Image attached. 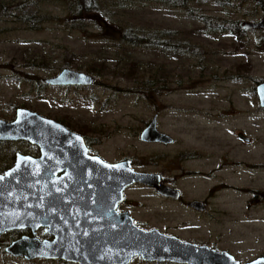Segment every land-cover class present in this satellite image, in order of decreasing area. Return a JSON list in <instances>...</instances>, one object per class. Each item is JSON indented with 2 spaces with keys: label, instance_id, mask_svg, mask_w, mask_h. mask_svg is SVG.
<instances>
[{
  "label": "rangeland",
  "instance_id": "obj_1",
  "mask_svg": "<svg viewBox=\"0 0 264 264\" xmlns=\"http://www.w3.org/2000/svg\"><path fill=\"white\" fill-rule=\"evenodd\" d=\"M4 1L15 12H20L14 9L19 4L29 5V11L41 20L32 29L18 22V15L23 14L0 18L1 119L11 122L18 108L31 110L87 140H101L92 149L105 161L129 158L143 169L151 163L148 158L158 162L157 170L168 167L177 154L190 152L199 153V159L184 164L185 169L211 172L232 162L245 164L215 171L212 179H183L179 186L187 199L201 200L221 182L264 190V108L255 92L257 84L264 82V48L260 45L264 30L248 31L241 46L228 31H209L210 27L186 12L238 21L242 26L262 19L263 8L250 0L241 4L191 0L185 9L151 4L113 11L115 20L159 32L163 41L178 44L184 53L200 52V57H171L152 49L116 46L107 40L112 35L99 31L94 21L84 30L73 29L63 0ZM63 69L88 73L96 83L89 87L43 83ZM24 76L36 77L44 87L29 83ZM157 113L158 129L173 139L171 145L139 140ZM238 134L249 141L240 140ZM12 149L25 153L29 147L0 145V167L12 164ZM247 164L263 167L249 169ZM125 196L141 204L135 219L149 227L218 249L228 247L229 239L238 241L245 260L264 254V204L247 210L248 195L222 191L210 203L207 213L211 216L195 214L143 188L128 190ZM0 264L38 263L0 253ZM131 264L168 263L135 258Z\"/></svg>",
  "mask_w": 264,
  "mask_h": 264
},
{
  "label": "water",
  "instance_id": "obj_2",
  "mask_svg": "<svg viewBox=\"0 0 264 264\" xmlns=\"http://www.w3.org/2000/svg\"><path fill=\"white\" fill-rule=\"evenodd\" d=\"M243 30H264V17L244 22ZM94 77L85 72L63 69L44 79L52 87H89ZM260 108H264V82L255 88ZM244 142L249 139L238 134ZM143 143L171 144L173 139L157 129L154 117L141 131ZM26 141L39 148L35 159L17 156L16 164L0 174V237L14 230L29 229L33 237H22L7 252L27 261L63 260L77 264H129L135 257L148 263L240 264L226 252L207 245L146 230L132 218L113 222L99 211L115 209L124 191L141 184L158 194L178 199L177 190L159 183V176L134 171L130 161L108 163L88 155L83 138L61 123L18 108L16 119L0 118V142ZM59 173H63L58 176ZM188 206L204 209L201 201ZM44 228L52 241H40L35 231ZM246 264H264V258Z\"/></svg>",
  "mask_w": 264,
  "mask_h": 264
},
{
  "label": "flooded vegetation",
  "instance_id": "obj_3",
  "mask_svg": "<svg viewBox=\"0 0 264 264\" xmlns=\"http://www.w3.org/2000/svg\"><path fill=\"white\" fill-rule=\"evenodd\" d=\"M154 117H156L157 129H158L159 113L154 114L153 118ZM15 119H16V115H15V118L13 120H15ZM150 121H149V123H150ZM160 132H162V131H160ZM79 136H81V135H79ZM81 137L83 138L84 144H85L86 148L88 149V155L99 157L100 159L104 160L97 152H93V149H92V147L94 145L95 146L100 145L101 140H98V141L97 140H87L86 137L85 138L83 136H81ZM5 144H11V145L25 144L26 146L29 147V150L27 152L23 153V152H19L17 149H14V150L12 149L13 150L12 151V154H13L12 164L0 167V174H5L9 169H11L15 166L18 155H22L25 157H31V158H35V159L40 157L39 148L35 145H32V144L26 142V141H14V142L4 141V142H0V145H5ZM152 144H160V143H152ZM171 144H168V145H171ZM160 145H165V144H160ZM165 146H167V145H165ZM199 155L200 154L197 152L177 154L174 158H171V161H170V164L168 167H165L164 169L159 168L157 170H154V169L157 167L158 162L155 161L153 158H148L151 161V163H148L146 166H144V169L140 166H137L135 161L132 159H129V158H125L121 161H115V162L106 161L108 163H119V162H123V161H130V167L134 171L158 175L159 176V183L161 185L175 189V190H177V192L179 194H176V195H178V199H172V198L164 197V196L158 194L157 191L153 188H150V187H147V186H144L141 184H135V185L128 187L124 191L123 201L116 205L114 211L113 210H107V211L103 212L100 210L99 213L105 214L106 218L111 217L113 219V222H118L119 220L123 219V216H128V217L132 218L134 223L142 229H146V230L158 229L155 227H149L144 222L136 221L135 211L137 209L141 208V206H140L141 204H139L137 201L125 196V192L128 190H132L133 188L146 189V190L150 191L154 196H156L159 199H162L165 201L175 202V203L179 204L180 206H182L183 208H185L186 210H189L195 214H200V215H204L205 213H207V210H208L212 200H214L222 191L232 193L233 195H236V196L248 195L249 200H248V205L246 207L247 210H250L253 207L259 208L264 204V190L256 188L255 186L245 187V186L233 184L230 182L229 183L228 182H221V183L215 184L214 187H212L206 193L205 197L201 200L200 199H187L184 191L179 186L183 179L190 178V177H204V178L212 179L215 176V171H220V170L224 169L225 167L237 168V167L245 165V164H239L236 162H232V163H228L224 166H219L215 171H211V172L210 171L209 172L194 171L192 169H188V168L185 169L183 167V165L187 164L188 162L198 160ZM163 157H164V155L160 156V160ZM246 167L249 169H257V168L263 167V165H259L256 168L253 165L247 164ZM136 168H138V169H136ZM175 171L177 173H175ZM62 174L63 173H59L58 176H61ZM192 201H201L203 203L204 209L201 211H197L195 209L190 208L188 206V204ZM207 214L209 216H211V213H207ZM225 214H226V216H229L228 211H225ZM228 218H230V217H228ZM44 230H45L44 228H40V229L36 230L35 231L36 238L39 239L40 241H43V240L52 241L53 237L51 235L46 234ZM158 230L161 231L160 229H158ZM162 233L165 235H173V236L178 237L177 235H175L174 233H172L170 231H166V232H162ZM228 235H229V237H231L232 236L231 232H229ZM22 237L31 238V237H33V233L31 232V230L25 229V230H14V231H11V232H8V233L2 235L0 237V253H3L5 255L11 256V257L19 259V260L27 261L23 257H14L7 252V248L12 243L20 240ZM178 238H180V237H178ZM180 239H182V238H180ZM184 241L197 243L199 245H206V244L198 243L195 241H189V240H184ZM238 245H239L238 241H233V240L229 239L227 241L228 247H226L225 249H218L216 245H211L209 247L213 248L219 252L228 253L236 261H238L240 264H246V263L252 262L256 259L264 258V254H260V255L256 256L255 258H250L248 260L242 259ZM135 258H139V257H135ZM135 258H133V259H135ZM133 259L131 260V262L133 261ZM27 262L28 263H38V264H77V263L63 261V260H45V259H34L31 261H27ZM131 262L129 264H131ZM168 264H173V263H168Z\"/></svg>",
  "mask_w": 264,
  "mask_h": 264
},
{
  "label": "trees",
  "instance_id": "obj_4",
  "mask_svg": "<svg viewBox=\"0 0 264 264\" xmlns=\"http://www.w3.org/2000/svg\"><path fill=\"white\" fill-rule=\"evenodd\" d=\"M191 0H63V5L65 6V10L67 12L68 20L67 22L71 25L73 29L84 30L88 24H93L92 21L95 22V27L102 31L103 33H110L112 38L107 40L116 44V46H129L134 48H140L143 50L152 49L158 52L166 53L171 57H179L185 54H190L192 56L200 57V52L196 50H190L186 53L185 50H180V46L178 44L173 43L174 46H171L167 41H163L158 35L159 32H149L142 28L139 25H133L130 22H123L120 20H115V13L113 11H124L133 6L139 5H151L156 4L163 6L165 8H176V9H185ZM239 2L240 4L247 0H233ZM256 6H260L264 9L263 0H250ZM228 5V4H224ZM11 6L4 0H0V18L3 17H11L17 18L18 14V22L27 24L32 29L36 26L35 22L40 21L34 13L29 11V5L19 4L14 9L15 12L11 10ZM188 15L195 19H200L202 23L206 27H210L209 31H228L234 37H236V41L243 46L244 39L248 31L243 30L241 26H239L238 21H228L216 17H208V16H199L195 14L192 10L186 9ZM108 38V36H107ZM173 42V41H172ZM260 45L264 48V36L260 39ZM189 46L188 44L183 45V47ZM182 51V52H181ZM184 51V52H183ZM29 83L38 86L39 88L44 87V82L41 83L37 81L36 77L33 76H24ZM96 82L94 81V84ZM38 89V88H37ZM140 92H147L146 90H142ZM150 92V91H149ZM40 93V92H39Z\"/></svg>",
  "mask_w": 264,
  "mask_h": 264
},
{
  "label": "bare ground",
  "instance_id": "obj_5",
  "mask_svg": "<svg viewBox=\"0 0 264 264\" xmlns=\"http://www.w3.org/2000/svg\"><path fill=\"white\" fill-rule=\"evenodd\" d=\"M254 166H255L256 168L258 167V165H256V164H255ZM257 169H258V168H257Z\"/></svg>",
  "mask_w": 264,
  "mask_h": 264
}]
</instances>
